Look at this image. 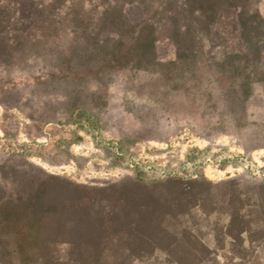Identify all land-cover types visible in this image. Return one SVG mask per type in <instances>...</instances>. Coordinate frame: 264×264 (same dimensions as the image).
Masks as SVG:
<instances>
[{
    "label": "rangeland",
    "instance_id": "rangeland-1",
    "mask_svg": "<svg viewBox=\"0 0 264 264\" xmlns=\"http://www.w3.org/2000/svg\"><path fill=\"white\" fill-rule=\"evenodd\" d=\"M90 1L0 0V264H264V55L228 60L264 0H139L154 58L123 69Z\"/></svg>",
    "mask_w": 264,
    "mask_h": 264
},
{
    "label": "trees",
    "instance_id": "trees-1",
    "mask_svg": "<svg viewBox=\"0 0 264 264\" xmlns=\"http://www.w3.org/2000/svg\"><path fill=\"white\" fill-rule=\"evenodd\" d=\"M28 1L27 3H29ZM8 3H4V6ZM1 6V5H0ZM55 8L57 10L62 9L63 5L60 3H55ZM89 7L92 9L90 17L98 18V26L100 30L109 29L111 31L110 35L112 39H116L119 41V45H121V49L119 51H110L106 55H104V59L100 62L102 68H127L128 65L133 64L134 66H141L143 63H148L152 60L156 40L153 37L154 34V24L150 23L149 15H147V20H137L132 21L129 17V10L132 7H140L143 9L144 2L139 0H105V2L98 3L96 0H91L89 2ZM201 8V7H200ZM227 9L231 8V6L225 7ZM236 8V7H235ZM159 9V10H158ZM156 11L165 12L166 16L171 17L172 19L181 20L183 23L186 21L185 13L188 10L185 4L181 5H172L169 2L162 3ZM221 9V7H220ZM76 11V9H74ZM100 10V12L98 11ZM189 10H192L190 8ZM200 10V9H199ZM210 14H218L219 8L217 6L208 7ZM99 12L97 14V12ZM237 11V9H235ZM83 8L79 6V11H76L74 16L76 17L75 22L77 23L72 27V31L74 33L77 32H87L88 25H84L86 18L88 17V12L85 11L84 15ZM197 12V11H195ZM157 13V12H156ZM189 13H192L189 11ZM185 24V23H184ZM187 24V23H186ZM185 26V25H184ZM177 32L181 29V27L177 28ZM243 29H240V39H244L245 33L243 34ZM94 33V32H91ZM100 35L99 33L97 34ZM97 36V37H98ZM108 40V39H107ZM107 40L103 41L101 51L105 49L107 44ZM75 44L76 41H75ZM98 45V42L95 46ZM178 50L181 49V46L177 47ZM246 52L247 57L257 61L258 63L262 60V56L264 55V42H258L254 46L250 47H242L237 51H233L230 56H228V60H235L237 56L243 55ZM86 56L85 53L80 55L78 52L77 45L70 48V52L66 54L64 58L65 63L71 70L77 74V60L84 59ZM178 58L179 55H178ZM196 58V56H193Z\"/></svg>",
    "mask_w": 264,
    "mask_h": 264
}]
</instances>
